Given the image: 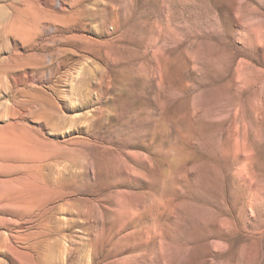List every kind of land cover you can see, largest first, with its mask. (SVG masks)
<instances>
[{
	"label": "rangeland",
	"instance_id": "374dc122",
	"mask_svg": "<svg viewBox=\"0 0 264 264\" xmlns=\"http://www.w3.org/2000/svg\"><path fill=\"white\" fill-rule=\"evenodd\" d=\"M0 264H264V0H0Z\"/></svg>",
	"mask_w": 264,
	"mask_h": 264
}]
</instances>
